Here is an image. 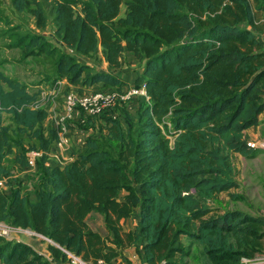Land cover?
Masks as SVG:
<instances>
[{"label": "trees", "instance_id": "1", "mask_svg": "<svg viewBox=\"0 0 264 264\" xmlns=\"http://www.w3.org/2000/svg\"><path fill=\"white\" fill-rule=\"evenodd\" d=\"M9 1L31 16L34 31L7 47L43 65L48 58L51 84L65 79L77 93L99 83L118 91L143 84L148 99L126 100L146 104L134 129L112 108L85 113L77 125L88 135L71 162L49 166L45 153L36 158L42 178L34 202L17 185L7 183L10 195L0 187V221L52 241L49 261L0 237V264H65L60 248L109 263L138 242L147 264H186L194 243L209 264H239L258 252L264 221L211 201L238 186L232 154L258 153L245 132L264 112V0H52L51 30L40 0ZM125 51L141 64L131 82L115 74ZM96 54L109 71L76 60ZM39 92L0 71V179L9 174L4 157L16 148V162L26 166L28 151L47 152L57 140L59 126L44 125ZM136 208V228L123 231L121 221ZM90 212L102 217L110 238L89 226Z\"/></svg>", "mask_w": 264, "mask_h": 264}, {"label": "crops", "instance_id": "2", "mask_svg": "<svg viewBox=\"0 0 264 264\" xmlns=\"http://www.w3.org/2000/svg\"><path fill=\"white\" fill-rule=\"evenodd\" d=\"M45 33H48V31H45ZM261 36L264 37V34ZM124 55V63L120 69L115 72V74H119L125 81L131 82L136 78V76L140 74L141 64L128 51H125ZM99 57L102 60L100 67L95 66L92 63L93 59L91 58L76 57V60L84 62L97 70L109 71L110 67L108 64L100 55ZM3 62H7V60H3L1 63ZM21 65H24V63ZM0 71L6 76L14 77L20 82L22 81L17 76L8 73L1 67ZM62 81L63 83L66 82L67 86L69 85L65 79H62ZM47 83L50 82L47 81ZM49 85H51V87H55V83H50ZM99 85L101 84L99 83L98 85L94 86ZM3 86L6 88L4 84ZM42 87L43 86L40 88ZM28 90L29 92L40 91L37 100H41L40 97H42L43 90L41 91L38 86H32L31 89L28 87ZM46 109L48 111V116L44 121V125H52L54 127L58 126V122L61 116L64 114L62 107L56 103L49 102V107ZM80 118V113L75 111L69 118L66 119V130L57 132V136H60L62 143L60 146H57L55 141L51 144L48 151L45 152L46 164L49 166L58 165L62 167L72 161L75 150L80 147L84 138L88 135L87 131L81 129L79 125H77V122ZM2 120L4 124H10L12 122L10 119V114L5 112L2 113ZM81 120L82 119H80V121ZM68 121H70L72 124L68 125ZM245 133L247 141L255 142L256 144L264 142V112L259 115V123L256 126L246 130ZM254 149H258L257 154L262 153L264 155L263 148ZM19 150V148H16L12 155H7L3 159V166L9 172V174L3 178L5 182L3 184L2 190L6 194L10 195L11 186L15 188L17 185L21 192L28 197L29 201L34 202L36 199V188L41 181L42 176L36 166H23L21 163L16 162L15 154L18 153ZM251 158L253 157H246L240 153L232 154V162L236 171V181L238 186L230 189L229 191L220 192L218 196L211 201V204L213 207L219 208L221 210H241L259 216L264 221V171L257 172L256 174L251 167H247V165H251V162H249ZM260 164L262 165L261 167H264V159L260 160ZM240 172H242L241 175ZM244 173H248L250 179L246 178ZM7 183L11 184V186L7 185ZM253 185L259 187L256 192L251 191ZM230 194H236L238 197L232 198ZM241 200L244 202H241ZM242 203L243 205L237 206V204ZM86 221L93 230L97 231L103 237L110 238L108 230L104 226L102 217L99 214L90 212L86 217ZM121 223L123 231H133L138 223V209H134L132 215L123 219ZM18 230L20 231V234L18 233V235L14 237L15 240L21 241L31 246L35 252L44 256L47 260L52 261V256L48 250V244L52 243V241L47 240L41 235L38 236V234L28 229L18 228ZM141 246L142 243L138 242L135 245L125 247L116 258L111 260V262L106 263L101 260L102 264H147L142 261L138 253V250H141ZM200 249L201 246H199L197 243L193 244L191 255L185 258L186 264H209L207 259L200 254ZM252 256L264 259V239L262 240L259 251L254 253ZM162 262H158L156 264H165ZM258 264L264 263L260 262Z\"/></svg>", "mask_w": 264, "mask_h": 264}, {"label": "rangeland", "instance_id": "3", "mask_svg": "<svg viewBox=\"0 0 264 264\" xmlns=\"http://www.w3.org/2000/svg\"><path fill=\"white\" fill-rule=\"evenodd\" d=\"M42 4L44 5L46 12L49 17L50 25L48 27V30H51L52 24V13L50 11V2L52 0H40ZM125 7L122 5L121 7V13H123ZM0 14L2 16V19L0 21V67L3 68L8 73L17 76L19 79H21L22 83H26L27 86L31 89V87L38 86V88L42 91V97H40L42 105L46 108L49 107V102L56 103L59 106H62V96L64 94L69 93L70 91L74 92V90H71L69 86L66 85V82H64L59 88L51 87L49 85L50 83H47L46 78L50 76L49 72V66L50 62L48 58H45L44 65L42 63L43 59H38V57H35L34 55H31L27 59H25L21 52V49H15L11 47H7L10 43H12V40H14L16 37L19 36V34H23L25 32L34 31V24L31 16L27 12H21L18 13L14 10L12 5L10 4L9 0H0ZM261 36V33H259ZM263 37V36H262ZM11 38V39H10ZM10 40V41H9ZM3 60H7V62L1 63ZM9 60V61H8ZM17 60H21L22 62ZM41 60V61H40ZM102 60L100 57L96 54L94 56V59L92 60V63L100 67ZM24 63V65H21ZM31 85V87H30ZM43 86L42 88H40ZM55 88L53 94H50L49 91ZM70 88V89H69ZM86 91L90 90H114L111 88H104L102 85L100 86H92L91 88H84ZM146 104L142 102H126V100H116L112 111L113 113H116L119 119L121 120L122 124L124 125V128L126 129L129 124L132 126V129L136 128L139 119H140V112ZM81 111V112H79ZM78 112L81 114L83 111L78 110ZM84 113V112H83ZM83 119H86V115H81ZM67 124H72L70 121L67 122ZM259 155V156H258ZM264 159V155L262 153H259L255 155V157L251 158L249 162H251V165H247V167H251L252 170L257 174V172H263L264 167H261L260 160ZM242 172H240V175ZM244 176L246 178H249V174L244 173ZM250 179V178H249ZM259 187L256 185H253L251 191H255ZM261 195V194H260ZM259 197V196H258ZM241 202H244L241 200ZM243 205L237 204V206ZM20 231L18 229H14L9 237L14 238L18 235ZM20 234V233H19ZM39 236V235H38ZM42 238V237H40ZM43 239V238H42Z\"/></svg>", "mask_w": 264, "mask_h": 264}, {"label": "built area", "instance_id": "4", "mask_svg": "<svg viewBox=\"0 0 264 264\" xmlns=\"http://www.w3.org/2000/svg\"><path fill=\"white\" fill-rule=\"evenodd\" d=\"M63 84L62 80H58L55 83V88H59ZM55 88H52L49 93L53 94ZM74 90V89H71ZM133 96H140L144 99H148L146 94V89L143 84L138 87L131 86L122 91L114 90H90L84 91L82 93H77L76 91H70L67 94L62 96V109L64 114L61 116L58 122V132L65 131L66 119L69 118L75 111L82 110L87 115H98L104 110L111 109L116 100H129ZM38 106H42L41 100L38 101ZM37 105L35 107H37ZM44 107V106H43ZM62 143L60 136H57L56 145L60 146ZM247 146L250 148H263L264 142L256 144L255 142L247 141ZM44 151L41 150H30L27 152V165L35 166L36 158L44 154ZM4 179H0V187H3ZM14 230V227L9 226L8 224L0 221V237H5L7 239H14L9 237L10 233ZM63 254L65 255V264H94L91 261L83 259L80 255L75 252H71L60 248ZM162 262V261H161ZM260 262L264 263V259L256 256H243L239 260V264H258ZM164 263V262H162ZM98 264H102V261L99 260Z\"/></svg>", "mask_w": 264, "mask_h": 264}, {"label": "water", "instance_id": "5", "mask_svg": "<svg viewBox=\"0 0 264 264\" xmlns=\"http://www.w3.org/2000/svg\"><path fill=\"white\" fill-rule=\"evenodd\" d=\"M14 229H18V228H14ZM35 233V232H34ZM47 240H49L48 238H46ZM50 241V240H49Z\"/></svg>", "mask_w": 264, "mask_h": 264}]
</instances>
